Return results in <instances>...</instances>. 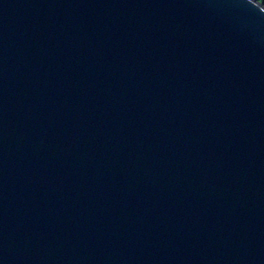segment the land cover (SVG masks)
<instances>
[{"label":"water","instance_id":"water-1","mask_svg":"<svg viewBox=\"0 0 264 264\" xmlns=\"http://www.w3.org/2000/svg\"><path fill=\"white\" fill-rule=\"evenodd\" d=\"M0 264H264V5L0 0Z\"/></svg>","mask_w":264,"mask_h":264},{"label":"trees","instance_id":"trees-1","mask_svg":"<svg viewBox=\"0 0 264 264\" xmlns=\"http://www.w3.org/2000/svg\"><path fill=\"white\" fill-rule=\"evenodd\" d=\"M258 1L264 5V0H258Z\"/></svg>","mask_w":264,"mask_h":264}]
</instances>
